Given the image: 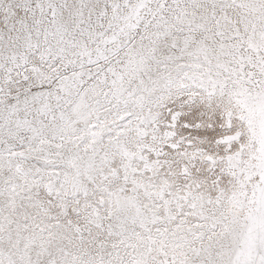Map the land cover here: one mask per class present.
<instances>
[{
	"label": "snow or ice",
	"instance_id": "obj_1",
	"mask_svg": "<svg viewBox=\"0 0 264 264\" xmlns=\"http://www.w3.org/2000/svg\"><path fill=\"white\" fill-rule=\"evenodd\" d=\"M0 264H264V0H0Z\"/></svg>",
	"mask_w": 264,
	"mask_h": 264
}]
</instances>
